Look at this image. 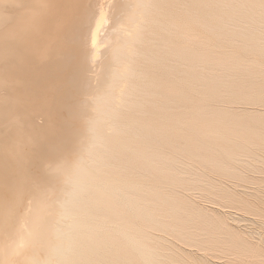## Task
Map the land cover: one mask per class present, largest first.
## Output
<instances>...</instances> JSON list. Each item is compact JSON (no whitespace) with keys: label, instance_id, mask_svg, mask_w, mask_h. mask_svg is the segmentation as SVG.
Listing matches in <instances>:
<instances>
[{"label":"bare ground","instance_id":"obj_1","mask_svg":"<svg viewBox=\"0 0 264 264\" xmlns=\"http://www.w3.org/2000/svg\"><path fill=\"white\" fill-rule=\"evenodd\" d=\"M191 2L0 0V264H264V12ZM117 152L164 183L132 212L93 198L81 227ZM53 154L76 156L58 182Z\"/></svg>","mask_w":264,"mask_h":264},{"label":"snow or ice","instance_id":"obj_2","mask_svg":"<svg viewBox=\"0 0 264 264\" xmlns=\"http://www.w3.org/2000/svg\"><path fill=\"white\" fill-rule=\"evenodd\" d=\"M184 7L200 9H226L243 6L240 0H192ZM259 7L264 12V0H259ZM162 79L165 77L162 76ZM83 119L88 118L87 113H82ZM114 129L107 127V132ZM162 134L167 135V130H162ZM140 135V133H137ZM149 141L151 137H147ZM86 142V141H85ZM173 146L180 149L181 145L173 141ZM151 158V154H132L126 152L114 153L108 159L99 161L93 170L96 183L85 190V198L79 202L77 212L83 218L81 227H87V221L94 214L95 197L115 198L119 206L127 212H132L143 202H150L154 195L153 186L164 183V175L154 167L145 166L144 161ZM76 156L72 154H53L46 161V173L50 181L58 182L64 173L73 165ZM119 173L128 179L116 184H110L108 178L114 173ZM163 191V189H161ZM48 264H110L105 261H95L88 259H65L49 261ZM153 264H168L166 261L153 262Z\"/></svg>","mask_w":264,"mask_h":264},{"label":"rangeland","instance_id":"obj_3","mask_svg":"<svg viewBox=\"0 0 264 264\" xmlns=\"http://www.w3.org/2000/svg\"><path fill=\"white\" fill-rule=\"evenodd\" d=\"M3 193H4V191L1 189V186H0V195H2ZM55 195H56V191L51 195V198H53ZM8 211L3 212V214L0 216V233L4 229L3 227L6 223L10 224V222L13 221V220H9V219H12V216H13L15 210H10L9 213H8ZM11 258H13L15 260L16 264H28V262L26 261V257L24 256L23 252L12 253Z\"/></svg>","mask_w":264,"mask_h":264}]
</instances>
